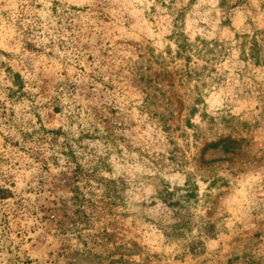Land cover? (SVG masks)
I'll use <instances>...</instances> for the list:
<instances>
[{
    "label": "clouds",
    "instance_id": "obj_1",
    "mask_svg": "<svg viewBox=\"0 0 264 264\" xmlns=\"http://www.w3.org/2000/svg\"><path fill=\"white\" fill-rule=\"evenodd\" d=\"M189 24L208 41L213 55ZM182 35L189 38L190 50L182 48ZM99 38L106 56L96 49ZM86 43L93 46L89 53L81 51ZM89 55L95 59L89 61ZM225 63L228 71L222 72ZM149 65L178 69L185 107L174 135H159L161 125L148 110L150 95H158L142 78ZM42 76H55L60 85L53 95L63 106L67 135L55 144L51 136L40 142L39 135L29 140L22 135L39 130L33 110L52 100L39 96ZM82 84L91 86L83 91L93 93L92 100L81 95ZM89 104L108 105L116 114L114 123L129 128L139 111L150 117L153 136H133L137 130L132 128L117 135L130 137L133 150L120 140L114 144L105 124L93 119ZM176 109L180 115L178 104ZM144 123L137 121L138 126ZM88 134L97 138L81 139ZM225 141L239 144L241 152L215 163L204 156L208 145ZM177 146L182 151L173 162ZM78 168L83 174L74 187L84 207L96 205L103 212L104 203L114 202L124 227V239L101 251L135 244L139 251L124 256L128 264H191L185 256L195 247L198 264H226V257L231 264H264V0H197L194 6L192 0L0 2V208L15 210L20 201L21 215H30L41 179L51 182L62 173L71 178ZM177 174L186 185L171 182ZM190 179L203 186L198 203L188 205L195 224L182 236L173 235L168 225L178 219L161 224L150 216L154 208L142 205L155 200L159 207L177 187L187 195ZM7 192L14 195L5 198ZM178 199L171 197L170 203ZM111 219L102 216L96 231H104ZM8 221L0 212V264H47L46 258L34 257L27 228L11 216ZM145 222L163 233V243L171 246L167 254L145 244ZM213 239L216 243L209 246Z\"/></svg>",
    "mask_w": 264,
    "mask_h": 264
},
{
    "label": "rangeland",
    "instance_id": "obj_2",
    "mask_svg": "<svg viewBox=\"0 0 264 264\" xmlns=\"http://www.w3.org/2000/svg\"><path fill=\"white\" fill-rule=\"evenodd\" d=\"M3 2V0H0ZM13 3H23L24 0H11ZM197 0H192V5L194 6ZM187 26V25H185ZM200 27H206V25L200 24ZM189 27L193 29L194 36L197 40L208 48V41L201 40L200 36H196L195 26L189 24ZM185 40L188 41L186 35L183 36ZM226 38V37H225ZM217 47H219V41H212ZM104 40L102 38L97 39L96 49L100 52L101 56H106L107 53L103 51L102 45ZM255 44L253 45L254 48ZM93 46L90 43L83 45L81 51L89 53ZM258 48V47H257ZM214 49L208 48V55H213ZM89 61L95 59L94 56H88ZM259 66V63H257ZM216 69H213L215 71ZM222 72L228 71V64H224L221 69ZM201 73H198L200 75ZM179 75L178 69H172L169 67L163 71L153 69L149 65L147 73L142 77L147 85L154 89L155 93L158 95H150L148 110L153 120L161 125L159 130V135L161 136H171L177 132H180L182 126V114L185 107L183 100L180 97V92L178 88L181 85L177 84V76ZM19 79V78H18ZM42 83L40 84L39 96L44 97L45 100L48 97H52L50 102L43 104L42 106H37L34 109V114L36 115L37 122L40 128L37 132L33 133H23V138L26 140L33 139L36 135L40 136V142H44L46 137L51 136L53 139L52 144H55L59 137L67 135L62 127V117H63V106L60 103L58 97L54 96L53 93L59 91L60 85L56 81L55 76H42ZM81 89V95L85 100H92L94 94L90 91L85 92L84 89H90L91 86L87 84H82L78 86ZM104 97L101 96V100ZM178 104L180 115H176V105ZM91 110L93 119L100 123L105 124L107 131L109 133L108 138L112 140L115 144L116 140H120L123 143H127L129 150H133V145L131 143V138L127 136H119L118 132L131 131L132 128L136 129L133 132V136L137 133L142 135L145 139L151 138L155 129L147 121L150 119L149 116L143 115L137 111L134 114L132 120L131 128L118 125L114 123L115 112L109 108L108 105H88ZM108 109V113L104 112V109ZM163 109V111H161ZM43 112V115H41ZM15 115V113H13ZM143 119L145 121L142 125H137V121ZM6 123H13L12 121H7ZM31 123V122H29ZM191 126V125H190ZM96 139L97 137L88 134L87 136L82 135L81 139ZM14 146L19 145V141H12ZM174 143V141H172ZM140 151V149H135ZM177 146L174 149V154L171 157L173 162H176L177 157L175 153L181 152ZM241 152L240 145L233 141H225L220 144H211L204 149V156L207 159L212 160L214 163L222 161L223 159L235 157ZM42 155V154H41ZM145 157L148 156L147 153H142ZM163 156V153L160 154ZM82 170L77 169V173L71 177L67 178V174H61L58 177H54L51 182L41 179L40 187L38 193L36 194V199L34 202L33 209H30V215H21L24 210L22 202L18 201L15 210L7 208V206L0 208V212L3 213V219L5 222L8 221V217L11 216L12 220H19L20 226L27 228L30 234L29 244L32 245L34 252V257L39 259L44 257L48 260L47 264H128L124 259L125 255L133 254V251H139L138 246L133 244V249H128L126 244H120L114 249L101 251L100 249H107L109 243H116L118 240H123L124 237L120 235L124 231L123 225L116 216L119 215L115 211V203H104L103 212L99 211L98 206L92 205L91 209L88 210L84 207V201L79 197V189L74 187V184L81 178ZM172 183L180 185H186L187 180L185 177L177 174L170 177ZM51 183V187H46L47 184ZM125 184V191L127 189ZM167 187H172L171 183L167 184ZM202 185H194L189 180L187 185V195H180L184 190L179 187L176 188L175 192L169 194V197L164 198L159 207L156 205V201H153L151 206L142 205L144 207H153L150 216L159 219V222L163 224L165 220H179L178 224H169L168 227L172 229V234L177 236H182L184 234V229L191 231L195 224V214L191 212L188 205L191 204L193 200H196V196L202 191ZM71 190L72 192H69ZM36 191V190H32ZM60 193H63L61 195ZM77 193V195H76ZM14 194L7 192L6 197H12ZM179 195V199L175 204L170 203V198ZM56 198L53 199L52 197ZM11 199V198H9ZM122 200L127 199L126 196L121 197ZM181 201H186L187 203L182 204ZM198 203V200H196ZM3 204V199L0 198V206ZM194 206V205H193ZM176 207L186 208V213L175 212L169 213V209H175ZM107 215L112 217L109 220L108 227H104V231L97 232L96 227L100 224L102 216ZM113 229V231L111 230ZM145 244L149 247H154L157 253L164 250L167 254V250L171 247L163 243L165 237L163 233H157V229L145 222L144 227ZM34 241V243H33ZM216 241L210 240L209 246H212ZM196 248L193 247L189 250V255L185 256L186 261H191V264H198V255ZM30 264V262H29ZM226 264H231L230 258L226 257Z\"/></svg>",
    "mask_w": 264,
    "mask_h": 264
},
{
    "label": "trees",
    "instance_id": "obj_3",
    "mask_svg": "<svg viewBox=\"0 0 264 264\" xmlns=\"http://www.w3.org/2000/svg\"><path fill=\"white\" fill-rule=\"evenodd\" d=\"M184 35H182V38L184 39V41H185V43L182 45V48L185 50V51H187V50H190L191 49V45L188 43V41L187 40H185V38L183 37ZM257 45H255L254 46V51L257 49Z\"/></svg>",
    "mask_w": 264,
    "mask_h": 264
}]
</instances>
